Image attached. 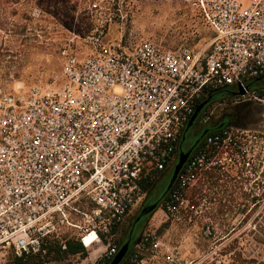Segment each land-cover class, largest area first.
<instances>
[{"label":"built area","instance_id":"2783aa9c","mask_svg":"<svg viewBox=\"0 0 264 264\" xmlns=\"http://www.w3.org/2000/svg\"><path fill=\"white\" fill-rule=\"evenodd\" d=\"M188 4L210 32L197 49L135 43L122 31L110 38L123 19L119 6L92 3L86 53L61 49L48 82L0 84V264L10 255L43 256L50 244L64 251L70 239L83 246L82 263L109 264L126 219L174 162L197 107L220 90L233 103L264 106V0ZM258 139L231 129L206 135L154 215L194 225L189 190L205 172L250 166ZM154 226L120 264H243L221 244L182 248Z\"/></svg>","mask_w":264,"mask_h":264},{"label":"rangeland","instance_id":"374dc122","mask_svg":"<svg viewBox=\"0 0 264 264\" xmlns=\"http://www.w3.org/2000/svg\"><path fill=\"white\" fill-rule=\"evenodd\" d=\"M113 2L123 19L110 26V38L122 31L124 38L135 43L151 41L165 48L197 49L210 37L188 0H0V84L18 87L50 81L59 71L61 49L72 45L78 55L87 52L82 39L93 23L89 14L92 3L104 7ZM230 97L227 92L214 94V110L206 113L216 118L237 112L246 126L230 129L259 136L256 158L244 171L239 172L242 167L234 162L223 171L199 177L188 192L198 207L194 225L163 223L164 219L153 212L143 230L155 224L160 236L182 248L194 245L203 251L221 244L240 260L255 259V264H264V106L229 102ZM210 222L213 226H202ZM125 226L126 222L120 237ZM137 235L135 231L133 237ZM48 264L90 262L73 257Z\"/></svg>","mask_w":264,"mask_h":264},{"label":"flooded vegetation","instance_id":"af4514ba","mask_svg":"<svg viewBox=\"0 0 264 264\" xmlns=\"http://www.w3.org/2000/svg\"><path fill=\"white\" fill-rule=\"evenodd\" d=\"M212 97L213 95L203 102L204 105L197 113L196 118L194 119L192 124L186 128L185 134L182 137L179 147L175 153L174 162L162 173H160L152 187L147 191L142 202L134 210V213H132V215H129L126 219L125 231L121 235L120 239L123 241V244L126 243L128 245V248L130 247L129 245L131 241L134 243L139 239L150 215L157 209H159L165 201V192L169 189L171 182L173 181L172 176L174 173V166L177 163V159L180 153L189 152L191 155L195 146L200 144L203 141L204 137L213 131H221L230 129L232 127L241 128L246 126V123L242 122L241 119L237 116V112L223 113L216 118H209L208 116L205 121H202V118L207 111L211 114L214 110L211 103L213 100ZM213 224L214 223L212 222L202 223V226L210 227L213 226ZM135 231L138 233L137 237H133Z\"/></svg>","mask_w":264,"mask_h":264},{"label":"trees","instance_id":"16d2710c","mask_svg":"<svg viewBox=\"0 0 264 264\" xmlns=\"http://www.w3.org/2000/svg\"><path fill=\"white\" fill-rule=\"evenodd\" d=\"M261 79H262V83L264 84V77ZM217 93H225V91H223V90L216 91L214 94H217ZM228 100L230 101V99H228ZM215 132H218V131H213L211 133H215ZM184 134H185V132H184ZM184 134H183V136H184ZM199 145H202V142L195 146L192 153L198 148ZM244 170H245L244 166H242V168H240L239 172L244 171ZM159 175L160 174H158V176ZM158 176L145 187L146 191H148L152 187V185L154 184V182L156 181ZM176 182H177V178L171 183L169 189L165 192V194H166L165 200H168L169 197L171 196L174 188L176 187ZM167 226L168 225H165L164 227H167ZM47 248H48L47 252L43 256H41V255H27V256H23V257H14V256L10 255V256H8V258L4 264L59 263V262H63L65 260H68L69 258L75 256L76 254H79V259H84L87 256L86 252L84 251L83 246L79 242L72 240V239H70L66 242V250H64V251H62L57 244H50ZM241 261L243 264H255L256 263L255 259H251L249 261H245V260H241ZM103 262H104L103 264H108V260L104 259Z\"/></svg>","mask_w":264,"mask_h":264},{"label":"water","instance_id":"95a60500","mask_svg":"<svg viewBox=\"0 0 264 264\" xmlns=\"http://www.w3.org/2000/svg\"><path fill=\"white\" fill-rule=\"evenodd\" d=\"M239 93L242 94L243 92L240 90ZM203 105H204V103L203 104H200L197 107L196 112L193 114V116L189 120V122L187 124V127H189L192 124V122L196 118L197 113L201 110V108L203 107ZM189 155H190L189 152H186V153L182 152V153H180V155H179V157L177 159V163L174 166V173H173V176H172V180L173 181L176 179L178 173L180 172V170L182 169L183 165L187 161ZM119 244H120V249H119L118 253L115 255V257L110 261L109 264H120V262L125 257V254L128 251V245L126 243L123 244V241L122 240H120Z\"/></svg>","mask_w":264,"mask_h":264},{"label":"crops","instance_id":"0c3cea01","mask_svg":"<svg viewBox=\"0 0 264 264\" xmlns=\"http://www.w3.org/2000/svg\"><path fill=\"white\" fill-rule=\"evenodd\" d=\"M92 259H93V258H92ZM92 259H91V260H92Z\"/></svg>","mask_w":264,"mask_h":264}]
</instances>
